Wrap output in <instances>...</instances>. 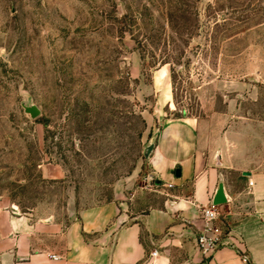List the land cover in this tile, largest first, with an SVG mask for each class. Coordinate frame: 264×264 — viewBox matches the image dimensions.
<instances>
[{
  "label": "rangeland",
  "instance_id": "rangeland-1",
  "mask_svg": "<svg viewBox=\"0 0 264 264\" xmlns=\"http://www.w3.org/2000/svg\"><path fill=\"white\" fill-rule=\"evenodd\" d=\"M187 118L264 170V0H0L1 208L64 220L117 184L131 212L189 201L151 165Z\"/></svg>",
  "mask_w": 264,
  "mask_h": 264
},
{
  "label": "crops",
  "instance_id": "crops-1",
  "mask_svg": "<svg viewBox=\"0 0 264 264\" xmlns=\"http://www.w3.org/2000/svg\"><path fill=\"white\" fill-rule=\"evenodd\" d=\"M228 137L190 118L169 122L160 131L153 171L189 201L178 193L161 207L131 212L117 184L110 200L69 210L64 220L39 215V207L28 213L0 207V264H150L146 260L155 249L156 264H242L241 254L252 264H264V170L246 167L257 164L253 159L258 157L227 145ZM42 172L56 179L54 166ZM220 183L230 200L225 204L229 245L205 260L196 246L203 226L199 207L211 204Z\"/></svg>",
  "mask_w": 264,
  "mask_h": 264
},
{
  "label": "built area",
  "instance_id": "built-area-1",
  "mask_svg": "<svg viewBox=\"0 0 264 264\" xmlns=\"http://www.w3.org/2000/svg\"><path fill=\"white\" fill-rule=\"evenodd\" d=\"M225 205L200 206L199 211L203 222L202 229L196 237V246L202 257L207 260L212 254L223 246L229 245L231 228ZM159 256L158 250L150 252L146 262L156 264L155 259ZM52 259H58L52 256ZM242 264H252L245 254L240 255Z\"/></svg>",
  "mask_w": 264,
  "mask_h": 264
},
{
  "label": "water",
  "instance_id": "water-1",
  "mask_svg": "<svg viewBox=\"0 0 264 264\" xmlns=\"http://www.w3.org/2000/svg\"><path fill=\"white\" fill-rule=\"evenodd\" d=\"M22 107L24 109V112L26 114H28L30 116V118H32V119H36L41 114L39 108L36 105L23 103ZM175 174H176V177H180L181 176L180 170L177 169ZM243 174L245 176L250 175L249 172H244ZM229 201H230L229 198L225 194L224 185H223V183H220L218 186V189H217V191H216V193L212 199L211 204L212 205H225Z\"/></svg>",
  "mask_w": 264,
  "mask_h": 264
}]
</instances>
